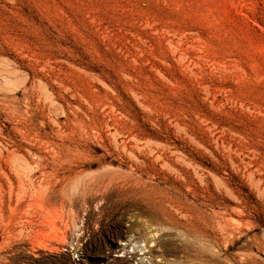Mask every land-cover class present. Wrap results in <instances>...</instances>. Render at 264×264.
<instances>
[{"label":"rangeland","instance_id":"rangeland-1","mask_svg":"<svg viewBox=\"0 0 264 264\" xmlns=\"http://www.w3.org/2000/svg\"><path fill=\"white\" fill-rule=\"evenodd\" d=\"M0 264H264V0H0Z\"/></svg>","mask_w":264,"mask_h":264}]
</instances>
